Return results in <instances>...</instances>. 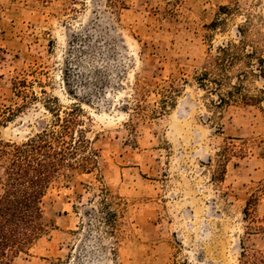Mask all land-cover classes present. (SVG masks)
Returning a JSON list of instances; mask_svg holds the SVG:
<instances>
[{"label":"rangeland","instance_id":"obj_1","mask_svg":"<svg viewBox=\"0 0 264 264\" xmlns=\"http://www.w3.org/2000/svg\"><path fill=\"white\" fill-rule=\"evenodd\" d=\"M228 43L251 58L226 64L222 93L242 76L250 94L264 90V0H0V140L25 143L76 106L75 132L96 153L89 170L53 181L46 231L13 264H241L244 249L264 253L261 148L214 178L232 139L264 138V103L216 106L199 85ZM101 190L126 204L117 236Z\"/></svg>","mask_w":264,"mask_h":264},{"label":"trees","instance_id":"obj_2","mask_svg":"<svg viewBox=\"0 0 264 264\" xmlns=\"http://www.w3.org/2000/svg\"><path fill=\"white\" fill-rule=\"evenodd\" d=\"M242 43V42H241ZM240 45L228 43L219 48L215 66L199 76V85L208 92H216L219 102L216 106L230 103L257 106L264 103V90L250 94L243 82V76L223 94L222 89L230 79L226 64L241 58H251V54L241 55ZM259 72L264 76V58H256ZM251 62H249L250 64ZM257 75L256 72H251ZM246 77L248 73L244 74ZM172 99V97H170ZM52 112L54 128L44 129L34 138L22 144H11L0 140V264H13L14 260L28 254L46 231L43 199L54 180L64 177L75 168L89 170L96 163V153L91 150V142L84 136V130L75 132L82 126V110L76 106L68 111ZM257 146L264 155V138L242 140L239 147L232 139L217 155L218 172L215 179H224L230 157H241L249 146ZM100 205L105 223L113 236H117L119 219L126 204L120 197L101 190ZM245 215L250 217L249 205ZM251 219V217H250ZM58 260V264H62ZM264 264L263 252L241 253V264Z\"/></svg>","mask_w":264,"mask_h":264}]
</instances>
